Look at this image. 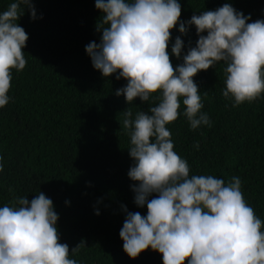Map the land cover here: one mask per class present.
Returning a JSON list of instances; mask_svg holds the SVG:
<instances>
[{
	"label": "clouds",
	"instance_id": "1",
	"mask_svg": "<svg viewBox=\"0 0 264 264\" xmlns=\"http://www.w3.org/2000/svg\"><path fill=\"white\" fill-rule=\"evenodd\" d=\"M21 5L37 18L34 0H15L0 12V108L11 99L12 70L20 72L27 64L29 35L18 22ZM95 5L102 10L97 23L102 36L86 45L93 67L104 77L117 74V80L127 81L115 94L129 104L137 97L148 102L159 93L148 111L133 117L129 107L122 121L133 160L128 176L137 182L134 202L147 206L146 216L125 206L124 251L135 259L151 248L162 254L163 264H264V221L246 201L241 179L233 176L226 183L214 175L190 174L166 127L179 118L181 100L192 130L211 126L194 77L221 61L227 65L222 95L233 100V107L264 94V19L249 22L251 15L231 3L193 14L186 22L180 19L179 0H95ZM177 24L185 35L194 25L198 35L186 53L181 36L171 43ZM173 54L183 62L174 65ZM3 159L0 155V172ZM58 220L43 191L0 207V264H79L70 256L85 242L71 249L61 243Z\"/></svg>",
	"mask_w": 264,
	"mask_h": 264
},
{
	"label": "trees",
	"instance_id": "2",
	"mask_svg": "<svg viewBox=\"0 0 264 264\" xmlns=\"http://www.w3.org/2000/svg\"><path fill=\"white\" fill-rule=\"evenodd\" d=\"M15 0H0V12ZM181 21L193 14L231 3L249 22L264 19V0H179ZM36 19L24 5L19 24L29 35L24 70H12L9 103L0 108V207L17 197L31 200L43 191L59 215L60 242L75 248L70 258L79 264H163L162 254L151 248L133 259L123 249L120 230L128 211L147 215V206L134 202L128 176L133 160L130 136L122 127L125 111L133 117L156 103L139 97L131 104L115 94L126 85L116 75L104 77L93 67L86 45L100 42L97 23L102 10L95 0H34ZM42 16V18H41ZM206 34V33H205ZM181 36L184 50L198 40L195 26ZM171 52V44L169 45ZM174 65L183 62L174 54ZM226 64L221 61L195 77L211 126L192 130L183 115L166 125L174 150L190 165L192 175H214L227 183L242 181V192L264 221V94L233 107L223 97ZM207 95L204 96V93ZM199 143L197 149L195 145ZM155 195V194H153ZM151 198V197H150ZM99 210V215L96 210ZM264 231V227L261 229Z\"/></svg>",
	"mask_w": 264,
	"mask_h": 264
}]
</instances>
